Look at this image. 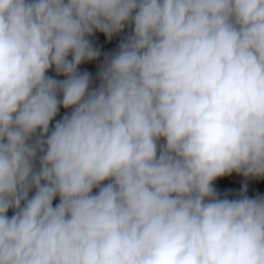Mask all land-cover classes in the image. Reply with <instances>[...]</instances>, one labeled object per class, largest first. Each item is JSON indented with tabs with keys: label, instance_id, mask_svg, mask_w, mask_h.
<instances>
[{
	"label": "clouds",
	"instance_id": "obj_1",
	"mask_svg": "<svg viewBox=\"0 0 264 264\" xmlns=\"http://www.w3.org/2000/svg\"><path fill=\"white\" fill-rule=\"evenodd\" d=\"M233 173L264 178V0H0V264H264Z\"/></svg>",
	"mask_w": 264,
	"mask_h": 264
},
{
	"label": "trees",
	"instance_id": "obj_2",
	"mask_svg": "<svg viewBox=\"0 0 264 264\" xmlns=\"http://www.w3.org/2000/svg\"><path fill=\"white\" fill-rule=\"evenodd\" d=\"M128 33V29L125 28L124 33L121 35L114 36L111 41L104 38V43L100 46L101 57L93 63H85L81 66V70L89 71L93 76L94 85H98L97 73L101 64L103 63L104 53H111L118 50V45L120 40L124 35ZM94 45L95 42L99 40V32L95 33L91 37ZM99 48V47H98ZM62 78V77H58ZM64 114V109H61V116ZM59 118V117H58ZM247 186L246 194L250 198H255L256 196L264 197V178H255V177H244L241 174L233 173L229 176H225L216 181L215 187L221 196H227L230 199L239 198L241 195L245 194L244 189ZM58 202V200L56 201ZM11 215V212L9 213Z\"/></svg>",
	"mask_w": 264,
	"mask_h": 264
},
{
	"label": "rangeland",
	"instance_id": "obj_3",
	"mask_svg": "<svg viewBox=\"0 0 264 264\" xmlns=\"http://www.w3.org/2000/svg\"><path fill=\"white\" fill-rule=\"evenodd\" d=\"M105 36L101 33H99V40L95 42V46L99 47L104 43Z\"/></svg>",
	"mask_w": 264,
	"mask_h": 264
}]
</instances>
